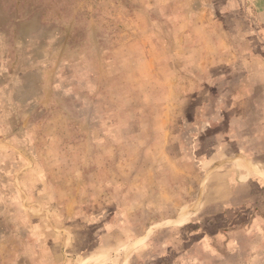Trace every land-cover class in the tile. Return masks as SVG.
Instances as JSON below:
<instances>
[{
	"label": "rangeland",
	"instance_id": "1",
	"mask_svg": "<svg viewBox=\"0 0 264 264\" xmlns=\"http://www.w3.org/2000/svg\"><path fill=\"white\" fill-rule=\"evenodd\" d=\"M0 264H264V0H0Z\"/></svg>",
	"mask_w": 264,
	"mask_h": 264
}]
</instances>
